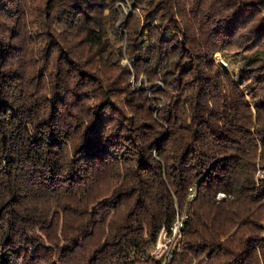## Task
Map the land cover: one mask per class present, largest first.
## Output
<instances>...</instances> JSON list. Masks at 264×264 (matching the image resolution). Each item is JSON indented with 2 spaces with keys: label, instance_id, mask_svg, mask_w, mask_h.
<instances>
[{
  "label": "trees",
  "instance_id": "obj_1",
  "mask_svg": "<svg viewBox=\"0 0 264 264\" xmlns=\"http://www.w3.org/2000/svg\"><path fill=\"white\" fill-rule=\"evenodd\" d=\"M117 1L0 0V264H264V0Z\"/></svg>",
  "mask_w": 264,
  "mask_h": 264
},
{
  "label": "rangeland",
  "instance_id": "obj_2",
  "mask_svg": "<svg viewBox=\"0 0 264 264\" xmlns=\"http://www.w3.org/2000/svg\"><path fill=\"white\" fill-rule=\"evenodd\" d=\"M115 6H117V10L119 11V15L121 14H129V12H131L130 10L132 9V6L130 5V3L128 2V0H123L122 2L117 1L115 3ZM104 15H106V11L104 10ZM116 23V22H115ZM145 39V37H143ZM124 38L121 40L122 43H124ZM112 41V40H111ZM114 46L119 45L121 42L120 41H112ZM242 54H230V53H225V52H214L213 54V59L215 61V63L221 67L224 68L226 70H228L229 72H231L234 76H236L240 70L242 69V60H241ZM120 63L121 64H126L127 66H129V62L127 60V58L125 56H123L120 59ZM140 79L141 77H138L137 79V84L140 83ZM133 76L130 79V84L132 85L133 83ZM143 80V79H142ZM237 80V78H236ZM235 80V81H236ZM240 89L242 90V92L244 94H246V91L249 87H242L241 85ZM257 175H261L262 172L257 170L256 172ZM217 198H223V194L219 193L217 196ZM178 235H174L173 234L171 236H167L165 235V233L163 232H159V235L157 236L156 242L152 245L149 246V254L151 256H154L156 259H159L161 256H166L167 252L169 251V246L172 245L173 243V239H177Z\"/></svg>",
  "mask_w": 264,
  "mask_h": 264
},
{
  "label": "built area",
  "instance_id": "obj_3",
  "mask_svg": "<svg viewBox=\"0 0 264 264\" xmlns=\"http://www.w3.org/2000/svg\"><path fill=\"white\" fill-rule=\"evenodd\" d=\"M180 224H181L180 220L177 219L176 222H175V224L173 225L172 231H171V233L173 234V236L177 234L178 227L180 226Z\"/></svg>",
  "mask_w": 264,
  "mask_h": 264
}]
</instances>
